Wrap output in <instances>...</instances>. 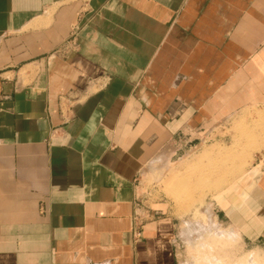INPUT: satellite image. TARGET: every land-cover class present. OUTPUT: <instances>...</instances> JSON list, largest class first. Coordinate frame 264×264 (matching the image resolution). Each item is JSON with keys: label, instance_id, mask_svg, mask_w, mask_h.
I'll return each mask as SVG.
<instances>
[{"label": "crops", "instance_id": "crops-1", "mask_svg": "<svg viewBox=\"0 0 264 264\" xmlns=\"http://www.w3.org/2000/svg\"><path fill=\"white\" fill-rule=\"evenodd\" d=\"M262 124L264 0H0V264H182L143 168ZM248 151L209 205L264 246V144Z\"/></svg>", "mask_w": 264, "mask_h": 264}, {"label": "rangeland", "instance_id": "rangeland-1", "mask_svg": "<svg viewBox=\"0 0 264 264\" xmlns=\"http://www.w3.org/2000/svg\"><path fill=\"white\" fill-rule=\"evenodd\" d=\"M226 128L223 131L228 132ZM244 128L236 127V138L246 141L237 140L227 146L210 134L202 142H190L184 155L168 160L164 152L158 161L148 163L138 177L144 212L149 208L163 213L169 210L179 219L182 264H264V246L244 244L236 230L213 219L209 205L211 196L252 164L254 159L248 156V150L264 144V127ZM188 224H194L197 230L183 233Z\"/></svg>", "mask_w": 264, "mask_h": 264}, {"label": "bare ground", "instance_id": "bare-ground-1", "mask_svg": "<svg viewBox=\"0 0 264 264\" xmlns=\"http://www.w3.org/2000/svg\"><path fill=\"white\" fill-rule=\"evenodd\" d=\"M263 125V124H262ZM262 141V143L264 142V138H263V140H261ZM157 160V159H156Z\"/></svg>", "mask_w": 264, "mask_h": 264}]
</instances>
